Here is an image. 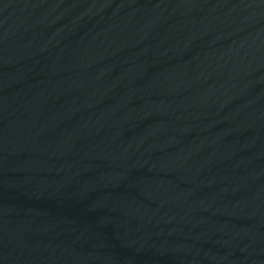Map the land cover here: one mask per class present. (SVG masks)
<instances>
[{"label": "water", "instance_id": "1", "mask_svg": "<svg viewBox=\"0 0 264 264\" xmlns=\"http://www.w3.org/2000/svg\"><path fill=\"white\" fill-rule=\"evenodd\" d=\"M0 264H264V0H0Z\"/></svg>", "mask_w": 264, "mask_h": 264}]
</instances>
